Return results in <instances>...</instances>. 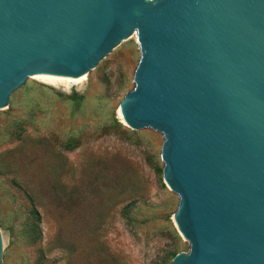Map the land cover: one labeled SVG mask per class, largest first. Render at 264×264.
Returning a JSON list of instances; mask_svg holds the SVG:
<instances>
[{
  "label": "water",
  "instance_id": "1",
  "mask_svg": "<svg viewBox=\"0 0 264 264\" xmlns=\"http://www.w3.org/2000/svg\"><path fill=\"white\" fill-rule=\"evenodd\" d=\"M134 32L120 113L163 137L189 244L169 264H264V0H0V111L29 77L84 76Z\"/></svg>",
  "mask_w": 264,
  "mask_h": 264
},
{
  "label": "rangeland",
  "instance_id": "2",
  "mask_svg": "<svg viewBox=\"0 0 264 264\" xmlns=\"http://www.w3.org/2000/svg\"><path fill=\"white\" fill-rule=\"evenodd\" d=\"M139 57L134 32L83 80L33 75L0 111L2 264H169L188 253L161 175L163 137L119 113Z\"/></svg>",
  "mask_w": 264,
  "mask_h": 264
},
{
  "label": "bare ground",
  "instance_id": "3",
  "mask_svg": "<svg viewBox=\"0 0 264 264\" xmlns=\"http://www.w3.org/2000/svg\"><path fill=\"white\" fill-rule=\"evenodd\" d=\"M36 78H41V79H65V78H61L60 76H49V75H36L35 76ZM71 78V77H70ZM85 78V76H81V77H79L78 79V81H81V80H83ZM65 80H72V79H65ZM74 81V80H73ZM120 113V112H119ZM120 115H121V113H120ZM122 119V118H121ZM123 120V119H122Z\"/></svg>",
  "mask_w": 264,
  "mask_h": 264
},
{
  "label": "trees",
  "instance_id": "4",
  "mask_svg": "<svg viewBox=\"0 0 264 264\" xmlns=\"http://www.w3.org/2000/svg\"><path fill=\"white\" fill-rule=\"evenodd\" d=\"M76 146H72V147H70V149H74ZM34 215L36 216V217H38L39 218V216H38V213L37 212H34Z\"/></svg>",
  "mask_w": 264,
  "mask_h": 264
}]
</instances>
